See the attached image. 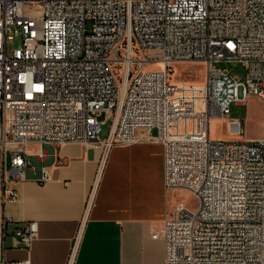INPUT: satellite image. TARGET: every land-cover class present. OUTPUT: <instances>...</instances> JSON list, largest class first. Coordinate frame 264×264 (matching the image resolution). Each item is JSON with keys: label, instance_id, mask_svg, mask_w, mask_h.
Masks as SVG:
<instances>
[{"label": "built area", "instance_id": "obj_1", "mask_svg": "<svg viewBox=\"0 0 264 264\" xmlns=\"http://www.w3.org/2000/svg\"><path fill=\"white\" fill-rule=\"evenodd\" d=\"M219 62L241 64L245 79ZM178 63L201 64L203 84L171 82ZM247 99L264 107V0H0L2 203L18 200L6 184L24 179L28 144L95 143L98 176L110 148L153 130L164 188L198 201L164 221V264H264V140L209 137L211 120ZM93 200L94 188L64 264H75ZM11 223L2 218V237ZM14 233L28 247L36 224Z\"/></svg>", "mask_w": 264, "mask_h": 264}, {"label": "crops", "instance_id": "obj_2", "mask_svg": "<svg viewBox=\"0 0 264 264\" xmlns=\"http://www.w3.org/2000/svg\"><path fill=\"white\" fill-rule=\"evenodd\" d=\"M137 135V142L109 149L98 176L95 143L28 144L24 179L9 177L6 184L18 193L15 203H2L0 152V222L12 220L4 237L0 228V264H64L92 188L75 264H164L162 228L173 216L174 191L164 188L163 147L152 139L155 131ZM42 170L48 180L39 183ZM30 222L36 236L24 247L14 229Z\"/></svg>", "mask_w": 264, "mask_h": 264}, {"label": "rangeland", "instance_id": "obj_3", "mask_svg": "<svg viewBox=\"0 0 264 264\" xmlns=\"http://www.w3.org/2000/svg\"><path fill=\"white\" fill-rule=\"evenodd\" d=\"M34 6V9H38ZM19 41H15L18 46ZM135 53V52H134ZM152 56V54H148ZM137 56L134 55L133 59ZM154 58V57H152ZM215 68L227 72L231 76H237L241 81L245 79V70L239 63L219 62L214 65ZM145 69H161L159 64H149ZM169 80L174 83H186L201 86L204 81V68L196 63H178L172 64L169 70ZM240 98V90H238ZM104 119V118H103ZM236 122L235 130H231L230 123ZM110 121H106L102 126L99 139H105ZM238 127V128H237ZM155 136V135H154ZM209 137L217 141L239 142L244 140H264V107L255 99H247L243 104H232L229 108V114L223 118H213L209 124ZM183 203L186 208L195 211L198 207V201L189 192L185 190H176L172 192V208L176 204Z\"/></svg>", "mask_w": 264, "mask_h": 264}, {"label": "bare ground", "instance_id": "obj_4", "mask_svg": "<svg viewBox=\"0 0 264 264\" xmlns=\"http://www.w3.org/2000/svg\"><path fill=\"white\" fill-rule=\"evenodd\" d=\"M158 64L160 65V66H162V63L161 62H158ZM238 128V127H237Z\"/></svg>", "mask_w": 264, "mask_h": 264}]
</instances>
